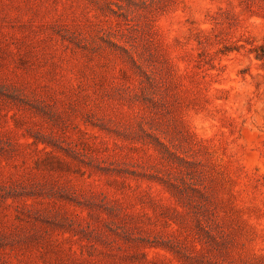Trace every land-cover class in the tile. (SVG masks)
Wrapping results in <instances>:
<instances>
[{
    "label": "rangeland",
    "instance_id": "obj_1",
    "mask_svg": "<svg viewBox=\"0 0 264 264\" xmlns=\"http://www.w3.org/2000/svg\"><path fill=\"white\" fill-rule=\"evenodd\" d=\"M0 264H264V0H0Z\"/></svg>",
    "mask_w": 264,
    "mask_h": 264
}]
</instances>
